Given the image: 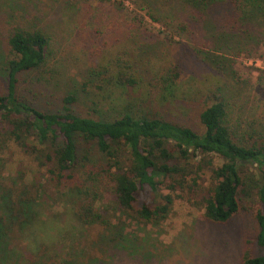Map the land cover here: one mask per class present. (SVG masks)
Instances as JSON below:
<instances>
[{
  "label": "rangeland",
  "instance_id": "1",
  "mask_svg": "<svg viewBox=\"0 0 264 264\" xmlns=\"http://www.w3.org/2000/svg\"><path fill=\"white\" fill-rule=\"evenodd\" d=\"M233 1L238 0H208L198 7L192 0H0V89L7 81L9 35L16 29L40 28L50 36L47 60L39 71L24 76L20 88L42 109L60 108L63 97L75 92L78 100L73 105L87 116L116 118L131 111L198 126L202 95L221 88L233 129L239 135L254 129L264 132V0H248L251 18L243 21ZM91 67L125 70L138 83L107 88L100 79L88 76ZM175 67L179 74L175 82H166ZM5 147L0 150L6 161L4 176L15 174L22 163L31 181L35 165L30 158L10 137ZM210 158L215 167L223 163L218 154ZM208 175L207 171L200 182L208 185ZM98 196L112 228L119 224L125 228L127 249L126 255L117 250L115 259H108L113 254L109 243H96L107 258L97 264H242L248 249L261 252L256 240L259 226L247 209L216 224L204 217L202 208L176 196L167 218L141 223L117 209L110 189ZM252 200H258V191L254 190ZM56 209L48 207V211ZM98 231L94 228L86 237L94 239ZM71 241L68 235L60 242V254L52 251L46 257L67 253ZM86 245L87 240L75 242L73 250ZM15 258L10 256L4 264H25ZM53 260L58 259L35 262Z\"/></svg>",
  "mask_w": 264,
  "mask_h": 264
},
{
  "label": "trees",
  "instance_id": "2",
  "mask_svg": "<svg viewBox=\"0 0 264 264\" xmlns=\"http://www.w3.org/2000/svg\"><path fill=\"white\" fill-rule=\"evenodd\" d=\"M192 1L198 7L208 2ZM233 4L240 21L251 18L248 0ZM49 46L50 36L40 28L16 29L7 40V81L0 89V150L6 149L10 137L35 168L30 169L31 181L22 163L6 178V161L0 157V264L15 258V252L25 264H36L38 259H58L51 264H97L107 259L96 245L101 241L113 249L108 259H115L117 250L126 255L125 228L119 224L113 229L109 215L98 205L104 189H110L112 202L124 216L141 223L167 218L176 196L202 208L204 217L216 224L247 209L259 226L256 240L261 252L248 249L242 264H264V132L254 129L239 135L233 129L222 89L202 95L198 126L131 111L116 118L87 116L73 105L78 100L75 92L63 97L60 108L49 111L36 106L20 88L24 76L45 64ZM212 61L222 69L218 60ZM170 71L166 82L172 84L178 67ZM88 76L100 79L107 88L138 83L122 69L91 67ZM211 154H218L223 163L215 167ZM207 171L208 185L200 182ZM49 205L57 211H48ZM94 228L100 229L99 235L86 237ZM68 235L70 250L46 257L52 251L60 254V242ZM86 240L89 245L73 250L75 242Z\"/></svg>",
  "mask_w": 264,
  "mask_h": 264
}]
</instances>
